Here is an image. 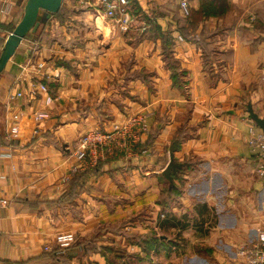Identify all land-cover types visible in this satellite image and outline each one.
Returning <instances> with one entry per match:
<instances>
[{
	"label": "crops",
	"instance_id": "0c3cea01",
	"mask_svg": "<svg viewBox=\"0 0 264 264\" xmlns=\"http://www.w3.org/2000/svg\"><path fill=\"white\" fill-rule=\"evenodd\" d=\"M26 1L0 0L1 38ZM132 1L140 14L122 33L65 0L71 20L52 17L0 75V264H109L99 241L109 226L150 230L124 224L136 205L127 194L153 205L157 238L151 251L130 245L134 264H246L240 247L264 230L261 156L249 143L264 131L250 113L264 120V0H188L189 18L181 0ZM41 111L47 118L32 122ZM136 116L148 130L131 155L98 166L72 155L87 132ZM64 233L76 238L61 248Z\"/></svg>",
	"mask_w": 264,
	"mask_h": 264
},
{
	"label": "built area",
	"instance_id": "2783aa9c",
	"mask_svg": "<svg viewBox=\"0 0 264 264\" xmlns=\"http://www.w3.org/2000/svg\"><path fill=\"white\" fill-rule=\"evenodd\" d=\"M78 7L83 10L97 9L107 18L114 20L118 29L122 33L130 31L134 13L130 0H75ZM182 6L185 13H189L188 1L182 0ZM183 40L182 37H180ZM44 93L45 105L51 106L54 102V97L50 93V89L46 84H40L37 87ZM35 90V89H34ZM18 93L17 96H22ZM48 113L41 111L34 113L31 121L40 123L47 118ZM144 116L133 117L125 123H116L113 130L102 131L93 130L84 134L76 144V148L72 155L78 159L81 164L91 163L96 166L101 161L116 156L118 153H134L141 137L147 132V124ZM21 115L14 116L10 123L9 134L11 137H19L21 132L20 123ZM38 129L33 133L35 135ZM250 145L259 152L261 156V164L259 173L264 176V131L251 136ZM8 202L5 199H0V209L6 207ZM74 233H64L57 237V242L61 248H66L75 241ZM239 255H241L246 264H264V230H260L256 243L244 244L240 247Z\"/></svg>",
	"mask_w": 264,
	"mask_h": 264
},
{
	"label": "rangeland",
	"instance_id": "374dc122",
	"mask_svg": "<svg viewBox=\"0 0 264 264\" xmlns=\"http://www.w3.org/2000/svg\"><path fill=\"white\" fill-rule=\"evenodd\" d=\"M181 2H182V0H181ZM133 5H134L133 11L136 14H138L139 11L137 10V7L135 6V4H133ZM180 6H181L184 17L189 18L191 15V7L189 4V1H188L189 13H185V10L182 6V3H180ZM77 7H78V5H77ZM70 17H72V16H70ZM70 17H65V20L66 19L68 20V18H70ZM55 18L60 20V21L62 19L61 17H55ZM85 31H84V33H85ZM57 33H58V31H57ZM57 35H58L57 37H59V33ZM29 37H33V36L31 35ZM54 37H56V36H54ZM180 37H182V36H180ZM2 42H3V40L0 37V47L2 46ZM109 159L110 158H108L107 161ZM100 164L101 163H98L96 166H98ZM167 191L170 192L171 190L167 189ZM165 197L167 198V196H165ZM132 201H134L136 205H134L131 208L133 210V212L129 213L130 218H128L124 224L127 223V227H128L129 225L134 224L135 222H137V223L139 222L140 226H138V227H140V229H143L145 227V223L150 222L148 224L149 227H147L150 230L148 231V234L145 235L143 232H139V231L137 232L134 230L129 232L127 229V232H125V234L118 235V232L123 229L122 228L123 220H118L117 222L115 221L116 225L109 226L112 229L111 232L109 231L111 236H107V234L109 232L107 234L100 235L99 241L108 245V247L102 246L101 249H106L107 252L110 254L109 257H110V260H112V262H110V264H134L136 262L142 261V260H140L141 255L139 253H137L136 251H133L130 245H132V244L134 245V243L140 242L141 245L143 246L142 242H143L144 237L146 238L148 236L150 237L151 235H155V233H153L151 230L152 228H154L155 219L153 218L154 216H150L151 213H154L153 205H149V203L148 204H141V203L137 202L133 196L129 197V194H127V205L131 204L128 202H132ZM138 227L135 226L136 229H138ZM107 248H109V249H107ZM110 249H112V250H110ZM139 250L144 251L143 248H140Z\"/></svg>",
	"mask_w": 264,
	"mask_h": 264
},
{
	"label": "water",
	"instance_id": "95a60500",
	"mask_svg": "<svg viewBox=\"0 0 264 264\" xmlns=\"http://www.w3.org/2000/svg\"><path fill=\"white\" fill-rule=\"evenodd\" d=\"M65 0H27L24 6L23 17L14 30L6 38L2 37L0 47V75L16 54L22 42L38 32L40 27L47 22L51 15L57 14L63 7ZM252 118L264 129V120L250 110ZM171 159V163L165 171V175L171 178V171L177 164Z\"/></svg>",
	"mask_w": 264,
	"mask_h": 264
},
{
	"label": "trees",
	"instance_id": "16d2710c",
	"mask_svg": "<svg viewBox=\"0 0 264 264\" xmlns=\"http://www.w3.org/2000/svg\"><path fill=\"white\" fill-rule=\"evenodd\" d=\"M130 4H131V6L133 7L134 5V2L132 1V0H130ZM70 16H72V13L68 10V9H66L65 7H64V4H63V7H62V9L57 13V14H55V15H51L50 16V18L47 20V22H45L41 27H40V29L38 30V32H37V35H40V38L44 35V30H45V27L47 26V24H48V22L50 21V19L52 18V17H61L62 19H61V23H66L68 20H71L70 18ZM65 17H70V18H68V20L66 19L65 20ZM99 170H100V166L97 168V169H95V170H93V171H95V172H99ZM172 191L173 190H171L170 191V193H172ZM175 191H173V193H174ZM166 193H169V191H167ZM139 244H141L140 242H138ZM142 244H143V247L145 248V250H147V251H151V250H153V249H155V247H156V244H157V238L155 237V235H151L150 237L148 236V237H144V239H143V242H142ZM107 249H109V248H107ZM110 250H112V249H110ZM102 251H103V253H105V254H108L107 255V259H108V261H109V264H110V262H112V260H110V254L107 252V250L106 249H102ZM56 256V255H55ZM57 257V256H56Z\"/></svg>",
	"mask_w": 264,
	"mask_h": 264
}]
</instances>
